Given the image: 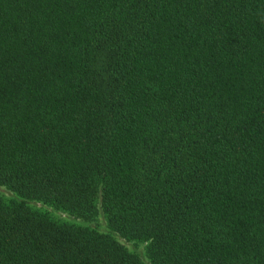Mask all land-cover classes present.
Wrapping results in <instances>:
<instances>
[{
	"label": "trees",
	"instance_id": "trees-1",
	"mask_svg": "<svg viewBox=\"0 0 264 264\" xmlns=\"http://www.w3.org/2000/svg\"><path fill=\"white\" fill-rule=\"evenodd\" d=\"M0 264H264V0H0Z\"/></svg>",
	"mask_w": 264,
	"mask_h": 264
},
{
	"label": "rangeland",
	"instance_id": "rangeland-1",
	"mask_svg": "<svg viewBox=\"0 0 264 264\" xmlns=\"http://www.w3.org/2000/svg\"><path fill=\"white\" fill-rule=\"evenodd\" d=\"M0 198L3 200H22L25 199L14 190L7 186L0 185ZM31 208L39 212L48 214L53 220L60 223H71V224H84L99 232L108 233L113 235L125 248L133 253L140 255L144 264H152L151 258L148 254V248L150 241L141 239H132L125 237L119 232L113 230L109 224L108 213L104 209L103 205V193L102 188L95 198V204L97 208V214L91 220H84L75 214L66 210L58 209L50 203L43 201H37L33 199H26Z\"/></svg>",
	"mask_w": 264,
	"mask_h": 264
}]
</instances>
